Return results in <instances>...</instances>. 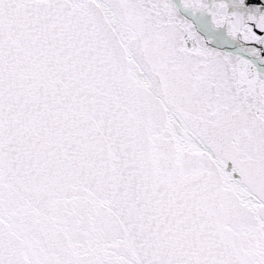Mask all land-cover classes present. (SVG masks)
<instances>
[{
  "label": "snow or ice",
  "instance_id": "1",
  "mask_svg": "<svg viewBox=\"0 0 264 264\" xmlns=\"http://www.w3.org/2000/svg\"><path fill=\"white\" fill-rule=\"evenodd\" d=\"M0 264H264V0H0Z\"/></svg>",
  "mask_w": 264,
  "mask_h": 264
}]
</instances>
